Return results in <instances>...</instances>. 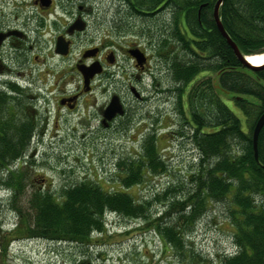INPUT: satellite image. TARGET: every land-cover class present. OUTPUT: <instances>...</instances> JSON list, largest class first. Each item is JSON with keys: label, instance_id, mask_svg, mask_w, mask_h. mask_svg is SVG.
Returning <instances> with one entry per match:
<instances>
[{"label": "trees", "instance_id": "16d2710c", "mask_svg": "<svg viewBox=\"0 0 264 264\" xmlns=\"http://www.w3.org/2000/svg\"><path fill=\"white\" fill-rule=\"evenodd\" d=\"M117 1L119 11L130 19L163 14L158 23L167 27L160 30V25L155 24V33L144 30L141 36L149 37L145 38L150 45L148 50L154 60L158 56L161 74L174 85L168 91L176 95L178 110L184 115L177 134L191 141L195 158L199 155L196 189L179 198L177 189L168 186L147 201L137 200L126 191L141 184L144 173H168L157 135L149 132L141 141L138 154L117 161L116 166L123 170L120 179L117 177L123 190H104L101 184L84 180L60 184L57 193L51 189L38 191V196L30 201L33 215L27 216L29 237L32 234L53 242L85 244L94 231L104 227L105 213L146 220L154 206L167 200L165 214L153 226L168 244L183 249L184 236L173 212L180 207L179 219L189 227L205 214L206 202L213 200L228 202L230 206L227 218L233 225L236 249L225 257L224 264H264V127L259 135L258 160L253 151V129L264 115V66L246 68L236 57L212 16L217 0ZM200 7L203 10L199 18ZM220 18L244 56L264 53V0H224ZM206 71L218 76L221 90L232 95V106L208 81L188 91L194 79ZM155 80L159 84L157 73ZM16 158L0 156L7 165ZM21 176L11 179L7 187L15 189ZM64 176L65 180L70 177ZM15 199L16 191L7 213H12V206L16 208ZM189 204L193 205L191 211L186 209ZM3 250L6 252V248Z\"/></svg>", "mask_w": 264, "mask_h": 264}, {"label": "flooded vegetation", "instance_id": "af4514ba", "mask_svg": "<svg viewBox=\"0 0 264 264\" xmlns=\"http://www.w3.org/2000/svg\"><path fill=\"white\" fill-rule=\"evenodd\" d=\"M104 1L0 0V156H17L8 165L0 160V189L19 174L16 193L55 188L47 170L56 173L59 185L85 182L53 164L63 151L62 119L89 131L84 139L106 141L128 134L139 119L155 118L147 110L157 95L148 84L156 78L154 57L140 41L127 42L132 37L108 25ZM111 152L112 160L129 158ZM117 168L119 178L123 170ZM16 214L20 222L10 234L0 223L2 249L12 233L15 243L29 238L28 217Z\"/></svg>", "mask_w": 264, "mask_h": 264}, {"label": "rangeland", "instance_id": "374dc122", "mask_svg": "<svg viewBox=\"0 0 264 264\" xmlns=\"http://www.w3.org/2000/svg\"><path fill=\"white\" fill-rule=\"evenodd\" d=\"M103 4L107 9L105 17H108L109 26H112L110 22H113L116 16L119 20L121 17L123 18L118 2L106 0ZM126 22V24L121 22V26L124 25L127 28L125 33L140 36L148 26L152 31H155L156 26L153 22L159 24L158 20L150 22V19L146 18H129ZM145 38L149 40V37ZM145 38L134 39L132 37L126 41H140L144 47L147 46ZM75 53L77 54L78 51ZM149 53L151 54L150 49ZM158 59L156 55V60H154L156 71L154 72L157 73L159 85L156 86L155 93L157 95L153 100L154 104L151 102V108L155 114L151 117L155 118L146 120L145 123L139 119L133 125L130 124L131 130L128 134L124 133L123 136L118 135L106 141L103 138L89 139L88 137L84 139L89 131L84 130L81 126H74V122L70 123L62 119L60 129L61 139L64 140L60 144L63 145V151L53 160V164L59 166L60 171L65 170L79 181L85 180L101 184L104 190H123L121 183L115 182L118 176V168L115 163L117 164L119 160L117 157L120 156L112 160L113 154L110 152L113 150L111 153L122 154L123 157L135 156L140 150L141 141L144 138L143 133L151 132L157 135L158 149L166 161L168 173L155 176L144 173L145 177L142 183L133 185L126 191L137 200L147 201L148 198H153V194L163 193V190H167L168 186L177 189L176 194L179 195V198H184L190 191L196 189L194 177L200 171V167H198L199 155H197L198 158H195L196 153H192L194 147L191 141L187 137L177 134L182 128L184 115H180L176 95L169 94L168 97H165L160 94L161 91L168 90L174 85L165 75L161 74ZM217 78L215 73L203 72L194 79V82L188 87V91L192 92L198 85L208 81L216 88V93L221 99L227 105L232 106V95L221 90ZM151 81L152 79L148 78V84ZM207 85L202 88L205 90ZM75 123L77 124L78 120ZM75 127H77V131L73 130ZM72 132H75V136L72 135ZM108 155L109 157H107ZM47 174L49 180L55 182V188L51 190L57 193L59 183L56 181H59V178L56 179V173L51 174L48 170ZM22 179L21 176L18 181L20 182ZM38 194L37 186L36 188H21L19 193H16L14 200L16 208L14 209L12 206L13 210L10 214L6 212V208L11 206L9 202L14 198V189L12 187L0 189V223L4 225L2 227L4 234H10V230L16 228L14 224H19L20 219L15 213L16 211L21 212L24 216L33 215L34 209L30 201ZM2 201L5 205L1 203ZM167 204L168 201L165 200L164 203L154 206L146 220L126 219L107 212L103 218L104 227L101 230H96L85 244L47 242L45 240L50 239L40 240V237L32 234L29 237V233L27 236L32 242L15 243L16 237L8 235L6 237L9 239L8 241H11V244L7 247L6 252L0 248V264H224L225 257L234 253L236 248L233 246V225L227 218L230 208L228 202L220 203L209 200L205 205L207 207L205 214L189 227L179 219L180 207L177 208L178 212H173V216L179 220L177 224L184 236L185 248L183 249H176L174 245L168 244L153 226L155 220H158L166 211ZM158 207L161 208V212H158L160 211L157 210ZM163 208H166L165 211ZM186 209L191 211L193 205L189 204Z\"/></svg>", "mask_w": 264, "mask_h": 264}, {"label": "water", "instance_id": "95a60500", "mask_svg": "<svg viewBox=\"0 0 264 264\" xmlns=\"http://www.w3.org/2000/svg\"><path fill=\"white\" fill-rule=\"evenodd\" d=\"M224 0H218L216 2V4L214 5L215 8H214V20L216 22V25H217V28L218 30L220 31V33L222 34V37H224L228 44L231 46V48L233 49L234 53L236 54V57H238L239 61L242 63V65L246 68H251V69H257L259 67H255L253 66L252 64H250V62L248 61L249 59V56H252V55H247V56H244L242 54V52L239 50L238 46L236 45V43L230 38V36L228 35V33L226 32L224 26H222V21L220 19V15H219V10L221 8V4H223ZM64 54H67V51L66 52H63ZM115 103V102H114ZM112 103V104H114ZM264 127V115L259 118L256 126H255V129L254 132H253V146H254V150L255 151V158L256 160H258V141H259V135L262 131Z\"/></svg>", "mask_w": 264, "mask_h": 264}, {"label": "bare ground", "instance_id": "6f19581e", "mask_svg": "<svg viewBox=\"0 0 264 264\" xmlns=\"http://www.w3.org/2000/svg\"><path fill=\"white\" fill-rule=\"evenodd\" d=\"M218 1V0H217ZM115 2H118L117 0H115ZM215 8V7H214ZM119 9H120V7H119ZM202 7H200V9H199V11H198V15H199V18L201 17V13H202ZM122 11V10H121ZM163 14L162 13H156L155 15H153V17H148V18H146V19H150V22L152 21H159L160 19V16H162ZM213 15H214V11H213ZM212 15V16H213ZM219 15H220V10H219ZM117 17V16H116ZM114 18V20H113V22H110L111 24H112V26L113 27H118L119 28V30L121 31V32H123L125 35H127V36H129V37H138V35H130V34H127V33H125L127 30V28H126V26H124V25H122L121 26V22L123 23V24H126L127 22H126V20L127 19H129V17H126L125 15H123V18L121 17V20H119V19H117V18ZM213 18H214V16H213ZM221 19V18H220ZM119 20V21H118ZM215 21V20H214ZM154 24H156V22H153ZM216 23V22H215ZM160 25V24H159ZM217 26V25H216ZM167 26L165 25V24H162V25H160L158 28L160 29V30H163V29H165ZM156 28V27H155ZM147 30H150L152 33H155V31H156V29H154L155 31H152L151 30V27L150 26H148V28H147ZM139 38H142L143 39V37H139ZM147 45H149V43H148V40H147ZM150 46V45H149ZM240 50V49H239ZM243 54V53H242ZM244 55V54H243ZM245 56H247V55H245ZM248 61L250 62V64H252L253 66H255V67H263L264 66V53H262V54H254V55H252V56H249V59H248ZM156 69V68H155ZM156 71V70H155ZM151 84L152 85H154L155 87L156 86H158L159 84L156 82V80L155 79H152V81H151ZM163 93H161L160 92V94H163V95H165V97H168L169 96V94H171L168 90H163L162 91ZM169 98H171V97H169ZM154 100V99H153ZM153 100L151 101L152 102V104H154L153 103ZM170 100H172V99H170ZM147 110H150L151 112H154L153 111V109L151 108V104H150V106L147 108Z\"/></svg>", "mask_w": 264, "mask_h": 264}]
</instances>
